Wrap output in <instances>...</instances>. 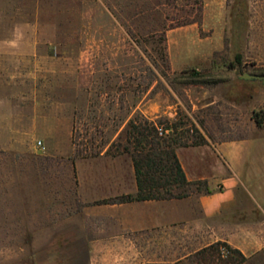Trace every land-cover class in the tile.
<instances>
[{"label": "rangeland", "instance_id": "374dc122", "mask_svg": "<svg viewBox=\"0 0 264 264\" xmlns=\"http://www.w3.org/2000/svg\"><path fill=\"white\" fill-rule=\"evenodd\" d=\"M196 2L0 0V264H90L67 221L72 163L56 154L69 131L91 155L135 118L178 125L180 142L264 118V80L242 79L264 78V0H228L218 23L202 27V11L161 40Z\"/></svg>", "mask_w": 264, "mask_h": 264}, {"label": "crops", "instance_id": "0c3cea01", "mask_svg": "<svg viewBox=\"0 0 264 264\" xmlns=\"http://www.w3.org/2000/svg\"><path fill=\"white\" fill-rule=\"evenodd\" d=\"M227 5L203 0L202 27L218 23ZM201 132L204 143L176 153L188 181L204 182L208 191L115 204L102 202L138 193L132 157L106 151L76 157L68 132L66 147L56 151L71 160L76 188L67 221L88 240L90 264H174L217 242L241 251L244 264H264V127L253 122L238 134Z\"/></svg>", "mask_w": 264, "mask_h": 264}, {"label": "trees", "instance_id": "16d2710c", "mask_svg": "<svg viewBox=\"0 0 264 264\" xmlns=\"http://www.w3.org/2000/svg\"><path fill=\"white\" fill-rule=\"evenodd\" d=\"M196 4L200 3L196 2ZM200 5L194 18H174L170 20V24L166 20L163 23V29L157 31L156 34L160 36L161 40H164L168 30L200 23L202 21L203 4ZM193 83L201 82L195 81ZM254 120L259 127L264 126L263 116L257 114ZM162 124L145 118L132 119L128 123L125 137L119 136V141L112 143L110 148L106 150L107 154L113 156L129 154L132 157L139 190L136 196H121L105 200L102 203L115 204L137 200L181 199L189 196L194 191H208L206 183L188 181L176 153V149L180 146L204 143V138H195L196 141L192 142H180L178 136L174 137V135H177L178 129V125L175 124L164 128L165 130H171L172 134L160 136L158 128ZM123 138H125L126 144L122 143ZM75 151L76 157H96L102 153V151H99L91 155H84L83 151ZM192 188H194V191L191 190ZM246 261V256L238 249L225 242H217L174 264H244Z\"/></svg>", "mask_w": 264, "mask_h": 264}, {"label": "water", "instance_id": "95a60500", "mask_svg": "<svg viewBox=\"0 0 264 264\" xmlns=\"http://www.w3.org/2000/svg\"><path fill=\"white\" fill-rule=\"evenodd\" d=\"M242 79L247 80V81L264 80L263 77L258 76V75H252V74H244L242 76Z\"/></svg>", "mask_w": 264, "mask_h": 264}, {"label": "built area", "instance_id": "2783aa9c", "mask_svg": "<svg viewBox=\"0 0 264 264\" xmlns=\"http://www.w3.org/2000/svg\"><path fill=\"white\" fill-rule=\"evenodd\" d=\"M158 131L160 136H167L170 134V130H165L163 127H159Z\"/></svg>", "mask_w": 264, "mask_h": 264}]
</instances>
